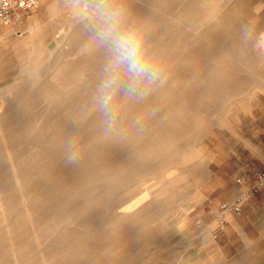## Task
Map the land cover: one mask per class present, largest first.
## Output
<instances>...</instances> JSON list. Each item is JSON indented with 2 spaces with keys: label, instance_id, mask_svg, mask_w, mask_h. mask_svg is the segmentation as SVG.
<instances>
[{
  "label": "rangeland",
  "instance_id": "rangeland-1",
  "mask_svg": "<svg viewBox=\"0 0 264 264\" xmlns=\"http://www.w3.org/2000/svg\"><path fill=\"white\" fill-rule=\"evenodd\" d=\"M84 1L42 0L20 24L0 27V166L9 158L5 134L21 168L41 172L25 193L34 219L40 226L47 223L43 238L54 245V259L64 264H264L259 251L225 259L214 239L199 233L206 208L202 185L214 169L212 159L222 155V144L230 149L239 138L264 139V0H156L157 31H168L158 60L167 70V84L141 102H125L118 125L105 137L95 107L85 114L92 98L84 91L87 75L75 82L77 119L69 122L64 103L49 110L45 104L44 87L58 89L52 78L72 77L65 69L106 63L93 38L96 21L86 23L83 39L64 40L69 21L77 19L71 9ZM86 1L95 7L96 0ZM112 2L122 11L133 7L131 0ZM179 15L185 17L182 24L176 21ZM49 118L64 126L69 122V129L61 160L45 181L40 176L49 162L31 158L37 154L38 129ZM94 132L98 136L88 141ZM69 139L80 150L74 166L65 164ZM3 174L15 239L25 249L26 264H37L21 192L8 171ZM71 208L83 216L74 230L63 223ZM0 264H12L1 221Z\"/></svg>",
  "mask_w": 264,
  "mask_h": 264
},
{
  "label": "bare ground",
  "instance_id": "bare-ground-1",
  "mask_svg": "<svg viewBox=\"0 0 264 264\" xmlns=\"http://www.w3.org/2000/svg\"><path fill=\"white\" fill-rule=\"evenodd\" d=\"M131 1L133 3V7L128 9V11H125V9H124L125 6L123 8L125 22H129L128 20H131L129 25L135 26L143 32L145 39H146V42H147V45H148V48H149V51L156 57L157 60H159V57H160L159 55L161 54L160 51H162V49L164 47V46L161 47L160 40L161 41L166 40L167 36H168V31H164L161 34H159L157 31L158 30L157 29L158 28L157 14H158V11L160 10L159 6L155 3L156 0H131ZM69 2H70V0H69ZM83 3L84 4H82V3L78 4L77 3L71 9L73 15L76 16L77 19L73 20V21H69L68 26L66 27L65 32H64V35H65L64 40L73 41L75 39L76 40L78 39V41H79V40L83 39L84 38L83 30H84L85 25H87L86 23L96 21L94 18V15H93V9L95 7H92L91 4L89 6V4L87 3L86 0ZM87 6H89V7H87ZM144 9L149 10V12L144 13ZM67 20H68V18H67ZM184 20H185V17H183V16L176 18V21H178V23H181V24L184 23ZM179 34H180V32H179ZM104 65L105 64L100 62V61H88L84 65H81V66L77 65V66H74V68L68 69V70L65 69L66 73L68 71L69 74L72 75V77L70 76L69 78L67 76V78H68L67 80L64 78H56V77L52 78V80H54L57 83L58 89L57 88L44 87V97L46 99L45 104L47 105L48 110L50 107H54L56 104L64 103V104L68 105V107H67L68 110L66 113H68L67 117H69V122L71 123V121L77 119V115H78L77 113H79L80 110H78L77 113L74 110H72L74 108L73 103L75 101V97L79 93L78 90H76V88H75V82L77 81V77L80 74L87 75V84L88 85L85 86L84 91L89 94V97H91V96L93 97L94 89H95L97 83L99 82V79L101 77ZM63 68H65V66ZM1 104H4V101L1 102ZM93 107H94V105H93L92 98H91L87 107L85 108L86 109L85 111L87 112L85 114H88ZM135 117H137V116H135ZM55 120H56V118H51V119L49 118V120L47 119V121H46L47 124L45 125V127H41L38 129L39 135H37L38 137L36 138V144H35L37 154H35V158L34 157L31 158V159H36L38 157L39 158L41 157L43 160H47L49 162L45 168V171L42 173L43 175L41 174V176H40V179H42V180L45 179V181L47 180V178H49L51 173L56 169V167L58 166V163L61 160L60 156H61V152H62V143L64 141L63 134L65 131H67L69 129L67 127V125L69 126V124H68L69 122L67 124H65V126H64V125L58 124L57 121H55ZM139 120H141V119H139ZM125 127L126 126L124 125L122 128H125ZM73 131L74 130H72V128H71V130H69V135H71L73 133ZM109 133H111V132H109ZM109 133L106 134L103 131L102 137L107 136ZM178 133H180V132H178ZM96 136H98L96 133L93 134L89 138L90 140H88V141H91L92 139L96 138ZM136 137H137V135H131V137L129 139H130V141H133V140H135ZM2 140H3V146L6 149L9 158L5 164L7 166H0V221L2 223L4 234L8 238V241H9V254H10V257L12 259V264H26V261H24L25 260V256H24V250L25 249L21 245H18V243L15 239L16 236L14 234V229H13L12 224H11L12 212H10L7 209V197L5 196V189L3 187V185H4L3 179L5 177L3 174V170L8 171V173H9L8 178L13 183V187L16 190L21 192L19 198L21 200L22 207L24 208V211H25L24 217L28 220V223H29L30 237H32L34 240V246L33 247H34V255H35V258L37 260V264H64L63 261L58 262L54 259L55 256H53V254H52V248L54 247V245L53 244L50 245L47 242V240H44V238H43V230L47 229V228H44V227H46L47 223H44L43 226H40L41 224L34 219V216L36 214L34 212L35 210L29 208L28 201H29L30 197H29V195H27V193H25V190L31 185L32 182L33 183L35 182L34 178H35L37 172H39V171H37V169H30V168L29 169H27V168L22 169L21 164L11 157V153L13 152V148L8 142L9 137H7V135L3 134ZM148 153H149V151H148ZM40 173L41 172H39V174ZM40 179L37 181H40ZM77 194H79V193H77ZM73 198H74V196H73ZM84 207L87 208L86 206H84ZM73 209L71 208V209L67 210L68 215L64 218L65 220L63 223L67 224V226H70L71 229L74 230L77 228L78 224L81 223L83 216L78 214ZM120 221H119V223H120ZM106 226H108V225H106ZM112 233H114V232L112 231ZM105 235H106V232H105ZM117 235H120V234H117ZM121 236H122V234H121ZM132 239L133 238H131L130 242L132 241ZM85 262H86V264H89L88 260H86Z\"/></svg>",
  "mask_w": 264,
  "mask_h": 264
},
{
  "label": "clouds",
  "instance_id": "clouds-1",
  "mask_svg": "<svg viewBox=\"0 0 264 264\" xmlns=\"http://www.w3.org/2000/svg\"><path fill=\"white\" fill-rule=\"evenodd\" d=\"M93 15L94 40L107 60L92 97L107 134L119 122L125 102H141L168 81L166 68L149 51L143 32L125 23L123 11L112 0H96ZM80 150L75 140L65 145V164H78Z\"/></svg>",
  "mask_w": 264,
  "mask_h": 264
},
{
  "label": "crops",
  "instance_id": "crops-1",
  "mask_svg": "<svg viewBox=\"0 0 264 264\" xmlns=\"http://www.w3.org/2000/svg\"><path fill=\"white\" fill-rule=\"evenodd\" d=\"M263 142L239 138L230 149L223 143L222 155L212 159L214 169L202 185L206 208L200 214L204 228L199 233L212 237L225 259L244 252H264V185L254 191L253 177L254 170L264 169ZM196 182H203L202 174ZM241 195L244 200L240 212L221 209Z\"/></svg>",
  "mask_w": 264,
  "mask_h": 264
},
{
  "label": "built area",
  "instance_id": "built-area-1",
  "mask_svg": "<svg viewBox=\"0 0 264 264\" xmlns=\"http://www.w3.org/2000/svg\"><path fill=\"white\" fill-rule=\"evenodd\" d=\"M42 3V0H0V27L15 26L29 17ZM254 191H258L264 185V169L253 172ZM244 196H238L230 204L221 205L223 210L240 212Z\"/></svg>",
  "mask_w": 264,
  "mask_h": 264
}]
</instances>
